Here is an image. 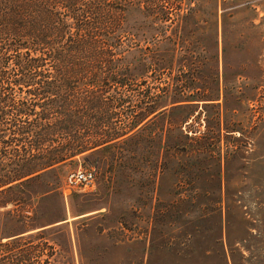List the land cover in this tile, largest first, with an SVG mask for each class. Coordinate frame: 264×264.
Listing matches in <instances>:
<instances>
[{
    "label": "trees",
    "instance_id": "16d2710c",
    "mask_svg": "<svg viewBox=\"0 0 264 264\" xmlns=\"http://www.w3.org/2000/svg\"><path fill=\"white\" fill-rule=\"evenodd\" d=\"M253 11L249 0H0V264H51L49 228L9 231L78 156L133 143L156 150L160 179L184 170L197 186L213 170L220 183L216 142L240 132L229 118L255 100L248 70L263 73L264 30L242 16Z\"/></svg>",
    "mask_w": 264,
    "mask_h": 264
},
{
    "label": "rangeland",
    "instance_id": "374dc122",
    "mask_svg": "<svg viewBox=\"0 0 264 264\" xmlns=\"http://www.w3.org/2000/svg\"><path fill=\"white\" fill-rule=\"evenodd\" d=\"M249 2L254 11L242 16L264 30V0ZM221 22L219 18V26ZM259 32L253 34L247 58L259 53ZM262 55L263 73L248 70L257 78L251 83L257 87L255 100L229 118L241 120L243 135L240 129L223 136L214 148L221 162L220 183L213 170L197 186L186 183L184 170L165 171L160 179L151 165L156 150L128 143L121 153L114 148L113 155L78 156L62 165L53 176L59 177L57 193L41 200L35 215L9 233L49 228L45 237L53 246L51 264H264V51ZM221 66L220 57V71ZM204 114L193 128L203 131ZM211 159L210 169L215 164ZM79 168L93 170L92 190L65 195L67 174Z\"/></svg>",
    "mask_w": 264,
    "mask_h": 264
},
{
    "label": "built area",
    "instance_id": "2783aa9c",
    "mask_svg": "<svg viewBox=\"0 0 264 264\" xmlns=\"http://www.w3.org/2000/svg\"><path fill=\"white\" fill-rule=\"evenodd\" d=\"M94 186V172L92 169L79 168L70 172L65 178L64 194L73 191H90Z\"/></svg>",
    "mask_w": 264,
    "mask_h": 264
}]
</instances>
